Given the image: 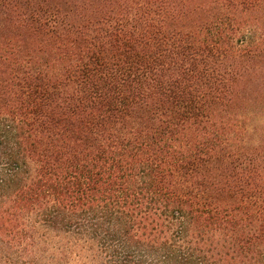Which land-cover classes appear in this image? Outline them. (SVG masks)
Returning a JSON list of instances; mask_svg holds the SVG:
<instances>
[{
	"label": "trees",
	"instance_id": "16d2710c",
	"mask_svg": "<svg viewBox=\"0 0 264 264\" xmlns=\"http://www.w3.org/2000/svg\"><path fill=\"white\" fill-rule=\"evenodd\" d=\"M264 0H0V264H264Z\"/></svg>",
	"mask_w": 264,
	"mask_h": 264
},
{
	"label": "rangeland",
	"instance_id": "374dc122",
	"mask_svg": "<svg viewBox=\"0 0 264 264\" xmlns=\"http://www.w3.org/2000/svg\"><path fill=\"white\" fill-rule=\"evenodd\" d=\"M235 18L236 22L226 24L225 37L237 47L259 55L255 61L256 78L249 83L257 88L259 103L257 101L250 109L258 112L256 134L261 135L264 133V5L256 12L243 13Z\"/></svg>",
	"mask_w": 264,
	"mask_h": 264
}]
</instances>
